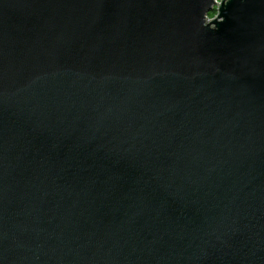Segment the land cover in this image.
Instances as JSON below:
<instances>
[{
    "label": "water",
    "instance_id": "95a60500",
    "mask_svg": "<svg viewBox=\"0 0 264 264\" xmlns=\"http://www.w3.org/2000/svg\"><path fill=\"white\" fill-rule=\"evenodd\" d=\"M0 264H264V0H0Z\"/></svg>",
    "mask_w": 264,
    "mask_h": 264
},
{
    "label": "trees",
    "instance_id": "16d2710c",
    "mask_svg": "<svg viewBox=\"0 0 264 264\" xmlns=\"http://www.w3.org/2000/svg\"><path fill=\"white\" fill-rule=\"evenodd\" d=\"M215 14H216L215 11H211V12L209 13V16H210V17H214Z\"/></svg>",
    "mask_w": 264,
    "mask_h": 264
},
{
    "label": "built area",
    "instance_id": "2783aa9c",
    "mask_svg": "<svg viewBox=\"0 0 264 264\" xmlns=\"http://www.w3.org/2000/svg\"><path fill=\"white\" fill-rule=\"evenodd\" d=\"M219 1V0H218Z\"/></svg>",
    "mask_w": 264,
    "mask_h": 264
}]
</instances>
